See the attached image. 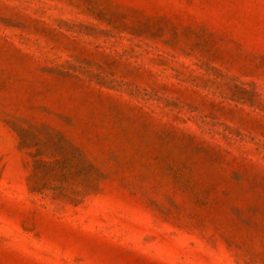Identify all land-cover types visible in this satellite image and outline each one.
<instances>
[{
	"label": "rangeland",
	"instance_id": "rangeland-1",
	"mask_svg": "<svg viewBox=\"0 0 264 264\" xmlns=\"http://www.w3.org/2000/svg\"><path fill=\"white\" fill-rule=\"evenodd\" d=\"M0 264H264V0H0Z\"/></svg>",
	"mask_w": 264,
	"mask_h": 264
}]
</instances>
